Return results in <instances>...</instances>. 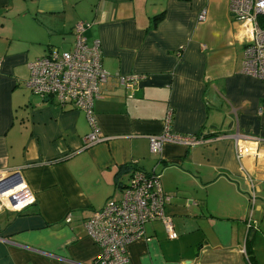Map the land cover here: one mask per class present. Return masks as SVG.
Instances as JSON below:
<instances>
[{"label":"crops","instance_id":"1","mask_svg":"<svg viewBox=\"0 0 264 264\" xmlns=\"http://www.w3.org/2000/svg\"><path fill=\"white\" fill-rule=\"evenodd\" d=\"M79 22L106 71L139 78L132 95L115 78L102 86L92 112L104 140L87 147L83 110L25 86L27 63L71 49ZM248 39L228 0H0V173L18 170L25 184L13 203L30 199L0 208V264L92 263L99 248L84 220L134 169L172 195L176 237L146 223L127 264H258L247 221L264 215V80L241 72ZM168 110L173 132L200 141L153 155L148 136L163 132Z\"/></svg>","mask_w":264,"mask_h":264},{"label":"built area","instance_id":"2","mask_svg":"<svg viewBox=\"0 0 264 264\" xmlns=\"http://www.w3.org/2000/svg\"><path fill=\"white\" fill-rule=\"evenodd\" d=\"M228 11L232 19L249 32L241 72L264 80V0H228ZM205 17L206 11L202 10L197 18L201 21ZM87 26L83 22L74 26L71 49H51L46 55L28 62L29 75L25 81L32 94L60 107L71 106L86 113L91 130L83 140L85 147L104 140L92 112L93 100L98 97L102 86L115 78L132 95L139 79L136 75H112L103 68L100 41L96 39L90 45L87 43L84 35ZM171 117L172 111L168 110L163 132L148 136L153 155H159L167 143L191 147L200 141L197 135L173 132ZM249 184L253 204L255 188L251 181ZM24 188L18 170L0 173V208L19 210L28 204L29 198L13 203L14 196ZM171 198V194L162 191L157 174L134 169L119 194L109 197L101 208L92 211L84 220L87 235L99 248L97 257L90 264H127V245L145 238L144 226L150 221H161L167 237L174 239L172 220L165 213V206ZM70 219V215H66L65 221ZM255 224L250 213L247 227Z\"/></svg>","mask_w":264,"mask_h":264},{"label":"rangeland","instance_id":"3","mask_svg":"<svg viewBox=\"0 0 264 264\" xmlns=\"http://www.w3.org/2000/svg\"><path fill=\"white\" fill-rule=\"evenodd\" d=\"M258 220V225L255 224L253 229H257L253 234L249 233V243L253 250V256L258 264H264V215L255 212L253 219ZM255 220V221H256Z\"/></svg>","mask_w":264,"mask_h":264},{"label":"trees","instance_id":"4","mask_svg":"<svg viewBox=\"0 0 264 264\" xmlns=\"http://www.w3.org/2000/svg\"><path fill=\"white\" fill-rule=\"evenodd\" d=\"M163 14L160 13L152 18V21L150 23V27H154L158 24V22L162 19Z\"/></svg>","mask_w":264,"mask_h":264}]
</instances>
